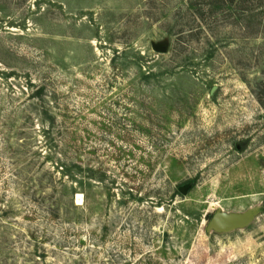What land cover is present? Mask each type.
I'll return each mask as SVG.
<instances>
[{
  "label": "rangeland",
  "instance_id": "obj_1",
  "mask_svg": "<svg viewBox=\"0 0 264 264\" xmlns=\"http://www.w3.org/2000/svg\"><path fill=\"white\" fill-rule=\"evenodd\" d=\"M0 264H264V0H0Z\"/></svg>",
  "mask_w": 264,
  "mask_h": 264
},
{
  "label": "water",
  "instance_id": "obj_2",
  "mask_svg": "<svg viewBox=\"0 0 264 264\" xmlns=\"http://www.w3.org/2000/svg\"><path fill=\"white\" fill-rule=\"evenodd\" d=\"M154 48L159 52H166L167 47L164 45H155ZM217 87H214L212 93L214 94ZM191 185L181 187L180 190L183 193H187ZM258 214V209H250L243 213H227L222 210H218L213 216L209 217L207 225V231L224 232L233 229L241 228L249 224Z\"/></svg>",
  "mask_w": 264,
  "mask_h": 264
},
{
  "label": "bare ground",
  "instance_id": "obj_3",
  "mask_svg": "<svg viewBox=\"0 0 264 264\" xmlns=\"http://www.w3.org/2000/svg\"><path fill=\"white\" fill-rule=\"evenodd\" d=\"M81 196V195H80ZM80 202V201H79Z\"/></svg>",
  "mask_w": 264,
  "mask_h": 264
}]
</instances>
